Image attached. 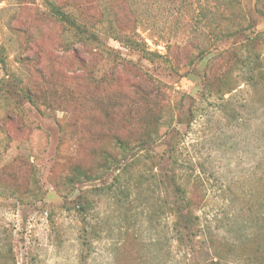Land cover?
I'll return each instance as SVG.
<instances>
[{
    "label": "rangeland",
    "instance_id": "374dc122",
    "mask_svg": "<svg viewBox=\"0 0 264 264\" xmlns=\"http://www.w3.org/2000/svg\"><path fill=\"white\" fill-rule=\"evenodd\" d=\"M0 264H264V0H0Z\"/></svg>",
    "mask_w": 264,
    "mask_h": 264
},
{
    "label": "trees",
    "instance_id": "16d2710c",
    "mask_svg": "<svg viewBox=\"0 0 264 264\" xmlns=\"http://www.w3.org/2000/svg\"><path fill=\"white\" fill-rule=\"evenodd\" d=\"M153 136H148V138L143 139L140 142H137L135 146L139 145H148L146 146V149L142 151L141 155L135 156L131 158V163L138 162L140 159H146L150 160L152 158L151 153V146ZM119 147L123 150L124 154H126L129 150V143H126L122 140H118ZM125 156V155H124ZM122 160L121 159H115L110 163L111 165H116L120 167ZM136 162V163H137ZM92 177L87 172V170L83 169L80 166H76L72 170V174L68 177L67 183L68 186L74 187L75 183L79 181H86L90 180ZM173 180V179H172ZM189 181V180H188ZM193 186L195 187V190L199 192V203H207V193L203 187V184L199 180H194ZM189 183V182H187ZM173 185L176 191V195L173 199V201H168L170 203H167V208L170 210V212L175 214V217L177 218L174 223V237L178 241V243L181 246L187 247L189 250H194V243L203 235V230H201L200 227V217L194 215V211L191 208L192 198L193 195L191 192L187 190V187H183L181 184H177L176 181H173ZM80 208L85 209V205H81ZM246 236L247 242L249 239L253 236L252 233Z\"/></svg>",
    "mask_w": 264,
    "mask_h": 264
}]
</instances>
